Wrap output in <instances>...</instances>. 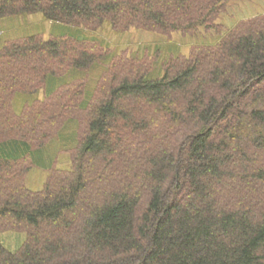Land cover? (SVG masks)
I'll use <instances>...</instances> for the list:
<instances>
[{
	"label": "trees",
	"instance_id": "obj_1",
	"mask_svg": "<svg viewBox=\"0 0 264 264\" xmlns=\"http://www.w3.org/2000/svg\"><path fill=\"white\" fill-rule=\"evenodd\" d=\"M233 1L0 0L75 27L0 37V232L25 233L0 264H264V13L219 32ZM103 24L218 35L152 59L97 51Z\"/></svg>",
	"mask_w": 264,
	"mask_h": 264
},
{
	"label": "rangeland",
	"instance_id": "obj_2",
	"mask_svg": "<svg viewBox=\"0 0 264 264\" xmlns=\"http://www.w3.org/2000/svg\"><path fill=\"white\" fill-rule=\"evenodd\" d=\"M264 13V0H237L227 5L224 12L218 16L216 23L220 26V31H225L235 23L255 17ZM62 28L73 30L74 25L66 26L45 20L40 13L28 15H18L0 19V37L14 35L31 34L44 32V39L50 33L58 32ZM82 29V27H80ZM61 31V30H60ZM220 34V33H219ZM96 37L102 40V47L97 51L108 52L109 54L136 53L139 56L148 55L154 59L158 54L166 52V48L178 46L181 52L187 54L190 47L196 43H211L217 39V32L200 30L195 34H185L182 32H172L165 34L156 31H148L141 28H129L126 31H114L107 24H103L95 31ZM95 44V43H94ZM96 45V44H95ZM43 89L35 94H16L14 106L19 110L25 101L42 97ZM66 155L61 151L57 152L56 166L58 168L67 167ZM48 170L37 166L29 167L25 173V181L30 189H38L47 179ZM25 239L22 231L6 230L0 232V244L9 250H16Z\"/></svg>",
	"mask_w": 264,
	"mask_h": 264
}]
</instances>
